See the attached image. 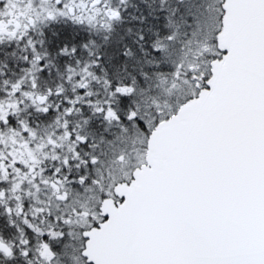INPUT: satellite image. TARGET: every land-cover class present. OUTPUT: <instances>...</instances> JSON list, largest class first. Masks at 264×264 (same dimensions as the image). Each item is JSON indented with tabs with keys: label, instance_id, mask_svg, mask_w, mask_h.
<instances>
[{
	"label": "snow or ice",
	"instance_id": "6c2138e0",
	"mask_svg": "<svg viewBox=\"0 0 264 264\" xmlns=\"http://www.w3.org/2000/svg\"><path fill=\"white\" fill-rule=\"evenodd\" d=\"M0 264H264V0H0Z\"/></svg>",
	"mask_w": 264,
	"mask_h": 264
}]
</instances>
